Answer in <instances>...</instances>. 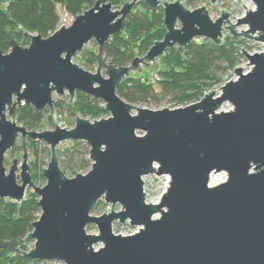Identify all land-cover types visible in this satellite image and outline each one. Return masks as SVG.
<instances>
[{"label":"water","instance_id":"obj_1","mask_svg":"<svg viewBox=\"0 0 264 264\" xmlns=\"http://www.w3.org/2000/svg\"><path fill=\"white\" fill-rule=\"evenodd\" d=\"M209 1L217 6V0ZM250 1L255 12H246L235 25L226 10L218 9L213 21L206 7L190 11L182 0H131L119 10L97 0L46 39L26 33L27 47L9 33L10 51L0 52V199L20 203L33 189L40 215L26 237L34 241L31 251H22L17 241H0V250L39 263L264 264V55L242 50L251 70L234 69L235 81L184 108H139L116 94L140 65L150 67L169 50L182 53L192 42L221 46L225 26L232 37L243 35L264 45V0ZM139 4L162 10L163 39L129 66L106 63L105 44L123 34ZM237 27L247 30L239 34ZM255 33L258 37L250 36ZM91 41L97 45L93 73L72 63ZM77 93L101 101L109 117L76 118L71 130L61 128L55 110L72 105ZM224 105L231 109L222 111ZM22 106L47 111L53 131L19 125L15 118ZM27 140L51 151L42 188L32 182ZM70 141L85 142L91 162L87 174L72 179L62 173L56 155V147ZM18 148L24 150L22 162L13 159L7 173L4 160L14 158ZM219 173L227 180L210 187V176ZM151 174L171 179L158 205L145 203L142 177ZM100 201L109 211L92 216ZM114 222L138 231L116 235ZM90 225L97 235L86 233Z\"/></svg>","mask_w":264,"mask_h":264},{"label":"trees","instance_id":"obj_2","mask_svg":"<svg viewBox=\"0 0 264 264\" xmlns=\"http://www.w3.org/2000/svg\"><path fill=\"white\" fill-rule=\"evenodd\" d=\"M96 1L0 0V52L8 54L10 51L7 43L9 33H13L20 45L28 42L26 33L46 39L57 30L63 14L78 16L92 8ZM107 1L113 9H117L131 0ZM184 5L191 6L192 0H186ZM164 34L162 10L151 11L145 4H140L128 17L123 34L111 38L105 44L104 61L115 67L129 66L135 57H143L155 41H161ZM96 53L97 51L92 54L90 66L96 65ZM236 56L237 52L232 44L215 46L211 42L201 45L192 42L182 53L176 49L169 50L158 60L162 62L156 74L158 80L154 81V72L147 75L140 69L121 82L116 94L128 104L152 110L159 109L166 99L175 106L193 104L205 93L224 83V76L237 62ZM82 102L96 110V105L100 103L83 94H77L76 103L83 104ZM97 111L106 113L105 110ZM97 111L95 115L98 117L100 112ZM15 119L28 131H38L43 124L51 122L47 111L37 113L30 106L20 107ZM39 145L38 142L30 141L27 147L37 152ZM21 150L18 148V151ZM44 150L48 152L43 147ZM83 162L87 163V160ZM37 202L38 197L32 193L20 203L0 200V241H17L21 249L26 250L24 241L40 215ZM0 264L40 263L0 250Z\"/></svg>","mask_w":264,"mask_h":264},{"label":"rangeland","instance_id":"obj_3","mask_svg":"<svg viewBox=\"0 0 264 264\" xmlns=\"http://www.w3.org/2000/svg\"><path fill=\"white\" fill-rule=\"evenodd\" d=\"M169 2H173V0H167ZM183 3H185L186 0H182ZM108 2V1H107ZM209 0H192V5L191 6H186L185 8L193 11L199 7H206L208 14L212 20H215L219 17V10H227L228 14L231 15V17L228 18L231 24H234L235 20L237 18L242 17L243 13L245 10H247L245 5L246 3L242 4H237L236 0H225L222 4H218L216 7H212L209 5ZM140 5V4H139ZM139 5L136 6V8H139ZM242 5L245 7L243 8ZM122 6L118 7L117 9L113 10H119ZM135 8V9H136ZM219 9V10H218ZM158 10V9H157ZM64 18L67 19V21L70 23L73 22L74 17L69 16L67 14H63ZM246 30L245 27H239L237 28V33H241ZM223 44H232L235 46L236 52H237V62L233 66L232 70H229L227 74L224 76V82L228 81L232 78H235L234 75V69L236 68H242L243 72H248L250 70V66L248 64V60L245 58L244 54H242V50L245 51V53H262L264 52V46L262 43L254 40L253 38H249L247 36L243 35H238L237 37H232V35L228 31H224L223 33ZM252 37H258L254 35H250ZM30 43V40L25 43V45H21L22 47H27ZM237 46V47H236ZM85 50L88 52L83 51L80 55L72 59V63L80 66L84 70L93 73L94 70L96 69V65L90 66L91 65V59H92V54L97 51V45L95 42L91 41L86 47ZM174 50V49H173ZM141 57V56H137ZM159 60V59H158ZM156 60L154 64H152L150 67L146 68L143 65H140V69L142 70V73H146L147 75L151 74L154 72V74L158 73V70L162 64V62ZM248 64V65H247ZM135 72H133L131 75H134ZM220 86H216L211 90H214L217 92L218 89H220ZM210 90V91H211ZM209 92V91H208ZM207 92V93H208ZM206 93V94H207ZM80 94V93H77ZM76 94V95H77ZM204 94V96L206 95ZM203 96V97H204ZM202 97V98H203ZM201 98V100H202ZM57 99V97H55ZM64 99L67 100V97ZM100 103L96 105L97 110H104L103 103L99 101ZM83 104H78L75 102L72 105L65 104L64 106L58 108L55 110V116L58 125L61 128H66L68 130H71L74 125L76 118L77 119H84L88 120L90 122L98 121L100 119H106L109 117V114L106 113H101L100 111H97L96 108L94 109L92 106H89L85 102H82ZM194 104V103H193ZM188 105H182V106H175L172 103H170L167 99L163 102L161 107L157 110L160 109H177L179 107L183 106H189ZM74 106V108H73ZM136 107H139L137 105H133ZM231 106L229 105H224L222 107V111H228L230 110ZM73 108V109H69ZM140 108V107H139ZM142 108V107H141ZM152 110V109H149ZM96 111L99 113L100 116H96ZM53 125L52 122H48L43 124L41 129H39L36 132H44V131H53ZM30 140L26 141L25 145V154L27 158V164L29 166V172L32 178L33 184L38 187L42 188L46 184V179L43 176V171L47 168V165L50 161L51 157V151L50 149L43 143H40L38 146L37 152L33 150V148L27 147L29 144ZM18 145L21 144V139L18 140ZM77 143V144H76ZM43 147L47 148L48 152L45 150L43 151ZM24 150L18 151L16 150L14 158H10L8 155L6 156L4 160V167L6 169V172L8 173L11 163L13 159H15L18 163V165L22 162L23 155H24ZM89 146L85 142H64L56 147V155L58 158V165L62 173L67 177L68 179H72L76 177L77 174L79 175H85L91 170V162L89 160ZM69 151V152H68ZM39 152V153H38ZM61 152V153H58ZM68 152V153H67ZM36 153L38 155H36ZM83 160H87V163H84ZM33 164H35L33 166ZM215 179V178H214ZM34 194L33 189L28 188L26 192V196L28 194ZM120 207L117 205L116 206V211H118ZM109 211V205L106 204L104 201H100L98 205L95 207V209L92 212V216H100L106 212ZM112 231L116 235H121V236H129L138 231V228H133L129 226L127 223L121 224L118 222H114L112 226ZM86 233L89 235H97L98 230L95 225H90L86 228ZM27 244L30 246L31 249L34 248V241H28ZM102 245L98 244L95 246V249H99ZM40 264H60V263H40Z\"/></svg>","mask_w":264,"mask_h":264},{"label":"built area","instance_id":"obj_4","mask_svg":"<svg viewBox=\"0 0 264 264\" xmlns=\"http://www.w3.org/2000/svg\"><path fill=\"white\" fill-rule=\"evenodd\" d=\"M205 1H208V0H205ZM223 2H225V0H217V5L218 4H222ZM236 3L237 4H242V3H246L245 5H247L246 9L242 15V17L240 18H237L234 22V24L232 25H235L237 23V20L243 18L246 16V12L250 13V12H255L256 10V6L254 5V3L250 0H239V2H237L236 0ZM210 5V3H209ZM211 6V5H210ZM200 8V7H199ZM198 9V8H197ZM227 12V10H226ZM228 13V12H227ZM220 16V15H219ZM219 18V17H218ZM232 18V17H231ZM216 20V19H215ZM213 20V21H215ZM230 22V21H229ZM72 24V23H71ZM231 24V23H230ZM62 25H65V26H70V23L67 21V19L64 18V15H62L61 17V22H60V25L58 26V28H60ZM57 28V29H58ZM226 28V26H225ZM225 28L223 27V32L226 31ZM239 28V27H237ZM237 28H236V31H237ZM246 28V27H245ZM247 30V28H246ZM244 30V31H246ZM243 31V32H244ZM254 36H258V34H253ZM264 46V45H263ZM249 54V53H248ZM253 54H256V53H251L250 55H253ZM250 70H251V67H250ZM249 70V71H250ZM248 71V72H249ZM248 72H244V74L248 73ZM153 79L154 81L155 80H158V76L156 74L153 75ZM231 80H236L234 78L228 80V81H231ZM228 81H225L223 84H221L220 88ZM220 89L217 90V93H219ZM206 94V93H205ZM201 100V99H200ZM199 100V101H200ZM104 106V105H103ZM184 107H187V106H183V107H179V108H184ZM231 108V107H230ZM155 169H158L157 166H155ZM219 177V178H222L223 180L220 181L217 185H220L222 183H224L226 180H227V175L225 173H219V174H212L210 176L211 177ZM216 180V178L214 179ZM142 182H143V193L145 194V203L146 204H149L150 205H158L160 202H161V199L163 197V194H165L167 192V189H169V183L171 182V179L168 175H156V174H151V175H147V176H144L142 177ZM216 185V186H217ZM209 186L212 187L211 185V182L209 183ZM214 187V186H213ZM2 200V199H0ZM3 200H9V199H3ZM135 234V233H134ZM133 235V234H132ZM26 241L28 242V240L26 239ZM24 241V246H25V249L26 250H22L21 247L19 246L18 244V248H20L22 251L28 253L29 251H31L32 249L30 248V246L27 244V242Z\"/></svg>","mask_w":264,"mask_h":264},{"label":"bare ground","instance_id":"obj_5","mask_svg":"<svg viewBox=\"0 0 264 264\" xmlns=\"http://www.w3.org/2000/svg\"><path fill=\"white\" fill-rule=\"evenodd\" d=\"M262 54L264 55V52H262ZM234 79H237L236 76H235ZM232 81H234V80H232ZM215 178H216V180H214V177H213V176L210 178V182H211L212 187H213V186H216L220 181L223 180L222 178H219L218 176L215 177ZM96 251H97V250H96Z\"/></svg>","mask_w":264,"mask_h":264}]
</instances>
